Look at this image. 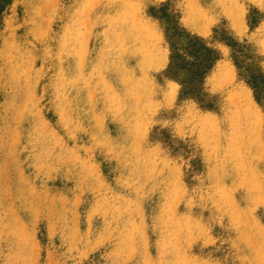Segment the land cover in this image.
I'll use <instances>...</instances> for the list:
<instances>
[{
	"label": "clouds",
	"instance_id": "obj_1",
	"mask_svg": "<svg viewBox=\"0 0 264 264\" xmlns=\"http://www.w3.org/2000/svg\"><path fill=\"white\" fill-rule=\"evenodd\" d=\"M205 54L186 94L173 57ZM249 67L264 76V0H10L0 264H264V93Z\"/></svg>",
	"mask_w": 264,
	"mask_h": 264
},
{
	"label": "trees",
	"instance_id": "obj_2",
	"mask_svg": "<svg viewBox=\"0 0 264 264\" xmlns=\"http://www.w3.org/2000/svg\"><path fill=\"white\" fill-rule=\"evenodd\" d=\"M182 35L184 34L180 33L178 30H176V28H174L169 37L172 39V41H177ZM175 46L176 45L174 43L173 47L175 48ZM188 50H190V52L193 55H197L199 58V53L202 51V47L198 40L190 39L188 42ZM173 60H174V64L170 66L168 74L170 76L177 77L178 69L180 68L187 69L189 72V77L186 81V89H185L186 94L197 95L199 92V88L197 87V82L202 79L204 72L211 66L212 63L211 56L205 54L200 63L191 66H188L185 63H183L182 58L179 57L178 55H174ZM252 86L255 88L256 92L257 90L259 91L260 88L261 90L264 89V79L262 78L261 87H257L255 85Z\"/></svg>",
	"mask_w": 264,
	"mask_h": 264
},
{
	"label": "rangeland",
	"instance_id": "obj_3",
	"mask_svg": "<svg viewBox=\"0 0 264 264\" xmlns=\"http://www.w3.org/2000/svg\"><path fill=\"white\" fill-rule=\"evenodd\" d=\"M8 3H10V0H0V13H3L4 9L8 6ZM18 11L22 15V9H18ZM165 19H167L168 23H169V36H170L172 33V30L175 28V25H174V22L170 18H168L167 16H165ZM169 39L172 40L170 37H169ZM238 64H239V62H238ZM242 75H246L249 78V83L251 85L261 87L262 78L264 79V76L256 75L255 72H253V70L250 67L246 70V72H242ZM261 93H264V89L261 90V88H260L259 91L257 90V94H261ZM198 95H199V92H198L197 96ZM208 106L211 107L210 104ZM259 215L261 218H264V210H261L259 212Z\"/></svg>",
	"mask_w": 264,
	"mask_h": 264
}]
</instances>
